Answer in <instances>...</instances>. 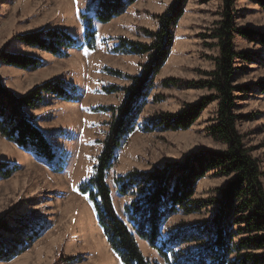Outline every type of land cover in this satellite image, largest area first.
Wrapping results in <instances>:
<instances>
[{"label": "rangeland", "instance_id": "1", "mask_svg": "<svg viewBox=\"0 0 264 264\" xmlns=\"http://www.w3.org/2000/svg\"><path fill=\"white\" fill-rule=\"evenodd\" d=\"M95 1L0 0V51L42 61L37 69H20L0 61L1 83L21 96L45 82L59 80L73 96L68 101L45 94L37 108L26 111L48 141L54 153L51 159L37 153L31 143L19 146L0 134V163L13 171L9 177L0 171V220L13 231L23 230L19 243L27 246L23 253L0 264H122L80 188L94 175L112 119V113L100 108L119 106L131 77L139 75L147 61V55L115 49L124 41L151 44L150 34L160 27L158 17L173 0H137L109 23L94 19L96 46L88 49L84 45L85 25L94 16L91 10ZM224 12L223 0H187L183 17L172 28L174 42L168 60L155 78L136 130L118 150L107 179L117 214L126 223V208L135 197L119 193L118 177L183 164L202 152L226 149L208 133L209 127L217 124L216 101L188 130L153 126L160 117L175 116L214 94L190 84L208 80L216 68L220 52L214 35L225 20ZM232 14L235 27L264 33L261 4L236 0ZM49 29L66 31L82 46L56 56L15 38ZM234 48L251 56V61L240 59L235 64L234 85L249 91L236 93L234 112L241 117L238 131L259 163L264 185V92L256 87L264 80V46L236 34ZM113 87L118 91L112 92ZM227 182V178L210 172L196 184L194 199L218 198V190ZM215 211V206L193 214L178 211L163 226L161 243L181 230L210 223ZM137 241L144 256L157 264H179L196 253L193 241L180 243L168 254L167 261L146 240L137 237Z\"/></svg>", "mask_w": 264, "mask_h": 264}, {"label": "trees", "instance_id": "2", "mask_svg": "<svg viewBox=\"0 0 264 264\" xmlns=\"http://www.w3.org/2000/svg\"><path fill=\"white\" fill-rule=\"evenodd\" d=\"M136 1L96 0L91 10L94 16L86 21L84 45L88 49L96 46L94 19L102 24L109 23ZM235 1L223 0L225 20L214 35L220 52V56L215 59V70L209 73L208 80L190 84L214 94L188 105L186 110L175 116L166 115L153 121L154 127L188 130L205 109L216 101L217 124L209 127L208 133L215 141L226 145V149L202 152L187 158L183 164L155 168L149 172H131L118 177L116 184L119 193L135 197L126 208L128 223L117 214L107 179L116 162L118 150L126 137L136 130L146 100L154 88L155 78L168 60L174 42L172 28L183 17L187 0H173L166 12L158 17L160 27L157 32L150 34L153 39L151 44L124 41L115 49L117 52L147 55V61L140 74L131 77L122 103L117 107L100 108L112 113V119L108 124L103 150L94 167V175L80 190L92 203L97 222L122 264H157L144 256L137 237L146 240L167 261L168 254L177 244L193 241L196 244L195 255L185 257L179 264H264L263 173L252 150L245 146L244 137L237 128L241 117L234 112L236 93L249 91L247 87L234 85L235 64L240 59L251 61L248 53L235 50V35L264 46V33L235 27L232 14ZM252 1L264 7V0ZM15 38L22 44L56 56H65L66 49L82 46L66 31L56 29ZM0 61L20 69H37L42 65V61L36 57L6 51H0ZM56 81L45 82L17 96L0 80V134L19 146L31 143L37 153L42 152L48 159L54 153L26 111L37 108L45 94L73 100V96L61 85L63 82ZM256 87L264 92V80ZM110 90L114 92L118 88ZM0 171L6 177L13 172L3 163H0ZM210 172L227 178L228 182L218 190V198L210 201L194 199L196 184ZM207 206L216 207L210 223L181 230L167 242L161 243L163 226L174 214L178 211L193 214ZM22 233L23 230L13 231L6 221L0 220V261L12 260L27 249V246L19 243Z\"/></svg>", "mask_w": 264, "mask_h": 264}]
</instances>
